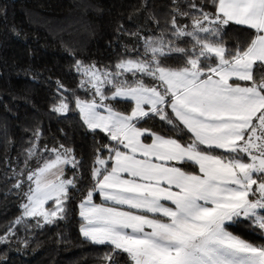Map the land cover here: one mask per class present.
I'll use <instances>...</instances> for the list:
<instances>
[{
	"label": "snow or ice",
	"instance_id": "obj_1",
	"mask_svg": "<svg viewBox=\"0 0 264 264\" xmlns=\"http://www.w3.org/2000/svg\"><path fill=\"white\" fill-rule=\"evenodd\" d=\"M233 26H242L235 36ZM131 35L143 51L133 48L136 55L122 57L116 71L75 63L85 77L79 87L91 94L73 92L75 108L87 130L109 141L94 144L90 174L81 175L72 148L45 147L54 158L27 175L32 184L18 193L26 202L14 223L27 217L42 228L65 220L83 190L79 232L111 246L105 264H120L121 254L131 264H264V243L229 230L244 224L264 240V0H171L159 35ZM121 101L130 110L115 106ZM51 111H71L67 98ZM157 118L172 135L140 126ZM40 134L37 127L34 139Z\"/></svg>",
	"mask_w": 264,
	"mask_h": 264
},
{
	"label": "trees",
	"instance_id": "obj_2",
	"mask_svg": "<svg viewBox=\"0 0 264 264\" xmlns=\"http://www.w3.org/2000/svg\"><path fill=\"white\" fill-rule=\"evenodd\" d=\"M170 6L171 0H0V236L5 237L0 243V264H105L101 258L111 246L91 244L79 232L83 221L78 205L83 190L74 193L65 220L42 228L32 227L35 220L27 217L21 224L14 223L26 202L18 193L26 192L32 184L27 180L29 172L42 166L43 160L54 158L45 147L63 144L72 148L83 163L81 175L90 174L94 144L109 141L103 133L87 130L75 108L73 92L81 99L91 97L90 86L79 87L85 77L76 71L75 63H95L101 70L107 65L109 71H116L114 65L122 57L136 55L133 48L143 51L142 41L131 33L159 35ZM150 14L160 20L159 26L149 19ZM183 23L189 21L184 19ZM241 27L233 26L230 35L235 36ZM169 63L174 65L175 61ZM125 76L131 78V74ZM56 81L68 91L58 92ZM63 97L71 111H51ZM115 106L122 111L131 107L125 101ZM140 126L172 135L170 126L158 118ZM37 127L41 134L34 139ZM177 135L188 138L184 133ZM33 143L35 155L29 158L27 149ZM64 168L66 177L72 178L71 165ZM186 170L198 172L196 166H186ZM18 181H22L21 189L13 187ZM94 202H101L98 195ZM52 203L49 201L46 208ZM229 230L264 243L258 232L244 224ZM119 259L120 264H131L126 254Z\"/></svg>",
	"mask_w": 264,
	"mask_h": 264
},
{
	"label": "crops",
	"instance_id": "obj_3",
	"mask_svg": "<svg viewBox=\"0 0 264 264\" xmlns=\"http://www.w3.org/2000/svg\"><path fill=\"white\" fill-rule=\"evenodd\" d=\"M100 200H101V202H95V203H102V202H103V198H102V197H100Z\"/></svg>",
	"mask_w": 264,
	"mask_h": 264
},
{
	"label": "rangeland",
	"instance_id": "obj_4",
	"mask_svg": "<svg viewBox=\"0 0 264 264\" xmlns=\"http://www.w3.org/2000/svg\"><path fill=\"white\" fill-rule=\"evenodd\" d=\"M64 167H65V166H64ZM34 186H35V185H34ZM34 186H33V187H34ZM45 207H46V205H45Z\"/></svg>",
	"mask_w": 264,
	"mask_h": 264
}]
</instances>
